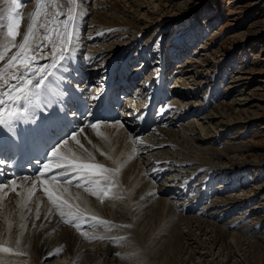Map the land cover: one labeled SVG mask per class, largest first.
I'll list each match as a JSON object with an SVG mask.
<instances>
[{
  "label": "rangeland",
  "instance_id": "rangeland-1",
  "mask_svg": "<svg viewBox=\"0 0 264 264\" xmlns=\"http://www.w3.org/2000/svg\"><path fill=\"white\" fill-rule=\"evenodd\" d=\"M3 1L0 0V7L2 6V10H5L3 9V6H5ZM62 1L55 0V3L61 2L59 4V13H61L59 21L63 23L70 17L71 21L68 23L67 28L64 26L58 28L59 30L57 29L59 38L57 40H60V46L62 43L71 45V40L76 39L78 27H74L72 21L77 23L82 12L86 14L81 16L84 21L79 23V26L83 25V27L87 21L92 23L90 26L100 25L98 18L101 17V14L100 20L109 23L111 22L109 20L112 17L111 14L121 16L116 14L120 9L116 10L117 7L112 3L114 0H73L68 5H64ZM121 1L124 0H119L120 3ZM106 2L111 4L112 7H106ZM143 2L145 5L142 11L139 8L135 9L134 13L149 12L150 14L142 20L151 22V26L147 30H140L143 36L141 47L146 46V42L149 40L154 46L157 42L162 43V51L168 57L166 64L170 67L163 76L167 79L165 86L170 92L166 104L171 105V107L168 109V106H164V108L168 109V116L171 119L174 116V119H177L174 124H168H176L171 129L161 126L156 130L169 132L170 130L178 131L184 128L182 130L186 134L180 136L179 133L172 132L169 134L166 132L167 134L163 140L151 136V138H145L143 142L151 140L160 146L156 147V151L159 150L161 154H154V158L160 159L161 156L163 159L161 161L165 164L168 163L170 169L174 170L172 171L168 167L163 169L172 172H170L171 176L168 180L162 182L173 188V191L163 197H157L153 193L155 192L153 185L158 187L159 185L152 178L153 173H149V179L146 177V172L153 170L144 169L141 159L122 167V155L129 144L122 139L120 141L116 136L114 138L109 137L110 140L107 143H110V146L108 145L107 148V144L104 143L101 152L107 150L117 152L115 165L100 173V177L103 180L106 179V182H102L98 190L88 191L86 194L79 190L73 193H65L70 197L76 195L74 200L69 199L66 202L69 205L76 203V209L80 207L78 213L74 216L78 219L76 228H73L72 223L69 225V222H66L67 227L73 230L74 235L68 230H65V232L72 235V240L76 236L86 250L95 252L99 248H107L106 261L108 264H169V260L174 257L173 254L176 251L174 240H172L173 235L180 236L183 233L181 237L184 236V238L180 239L181 243L178 249L180 248L185 256L187 252L188 254L194 253L196 258L200 255L199 257H202L203 260L199 259V261L205 264V261L210 259L205 253L215 240V236L209 233L214 226L220 230V233L235 235V237L247 241L254 242L256 240L261 245H252L255 251L251 255L248 252L244 254L246 251L240 253L232 251L233 253L230 254V258L228 257L227 264H264V245L261 244L264 241L262 240V238L264 239V0H150V5H148L147 0H143ZM17 3L20 5L19 8L10 9L14 18L21 16V14L17 16L12 13L14 9L24 12L26 7L32 4V1L21 0L20 2L17 0ZM125 4L119 5L122 10L125 9L124 11H126L124 18L130 16V19H127L130 21L133 19L131 16L134 15V9L127 2ZM7 12L5 10V13ZM103 13L106 17L103 16ZM64 14L66 17H64ZM45 15H48V13L45 12ZM75 15L77 16L76 20H74ZM136 18L138 17L136 16ZM0 19L8 20V15L3 13V15H0ZM19 27L17 24L15 32L18 33ZM113 29L102 27L100 33H106L104 40L111 39L109 42L114 41L117 43L119 39L115 36L119 33L115 34L116 32H114L115 36H110ZM96 30L82 28L81 38H86L85 35L90 31L93 32V35H96ZM59 33L61 34L59 35ZM66 33L70 34V42L69 35H66ZM138 39L141 40L140 37ZM87 40L83 39L82 43ZM127 41L122 40V45L127 47L130 44L131 47H127L125 51L131 50L132 52L135 47L134 42L133 40L131 42ZM181 42H183L185 50L186 47L189 49L181 52V49H183L180 47ZM97 44L100 43L97 42ZM91 45H95V43ZM105 47L107 49V45ZM117 47L115 46L113 49ZM179 50L181 51L179 52ZM153 64L150 68L151 71L158 68ZM185 79L187 81H184ZM175 83H178V87ZM183 84H186L187 89L192 90V93L189 99H186L187 101L181 103L179 102L180 99L186 97L187 94L183 90L180 93L177 91ZM240 90L246 96L251 97L250 103L253 102L252 104L255 106L252 107L253 105L250 104L240 111H229L230 117L228 120L231 121V124H229L228 129L224 128L225 132L221 133V136L216 134L218 137L215 135V137H212L211 134L209 137V139L212 137V141L219 143L215 145L208 143L209 151L196 148L197 145L193 144L196 143V140L193 139L197 136V132L200 133L199 125L202 123L200 119L202 116L208 115V107L222 102L227 104L235 95L241 92ZM174 105L176 110L173 107ZM198 105L205 108L201 109L203 113L200 115ZM173 108L175 113H173ZM178 112H181L180 115H186V119L180 117ZM171 119H168V122ZM189 125L195 128L196 134H188L187 128ZM83 134V136L82 134L80 136L81 140L86 135V133ZM87 136H89V133H87ZM185 136L186 139H182ZM181 141H186V144L180 143ZM96 146L98 147V145ZM94 149L96 148L92 144L84 148L87 154L93 152ZM119 151H121V155H119ZM207 162H211L210 165L216 167V173L206 174ZM238 166L240 167L237 168ZM222 169L225 170L222 172ZM163 170H161L160 178ZM230 170L231 172H229ZM161 188L159 187L160 190ZM183 188L185 189L183 190ZM101 192H103V199H100ZM160 200L166 204L169 203L167 206L170 211L166 208L164 217L162 215L159 221L153 223L154 225H149L146 223L150 219L149 214L144 215V212L145 210L155 209V205ZM0 202V209L5 210L3 206L5 200L0 198ZM182 202H197L199 208L195 212L197 214L192 212L189 216V213L181 210ZM168 213L171 214L169 218ZM153 214L151 213V216ZM5 215L8 217L5 222L10 221L7 211ZM18 215L23 217L25 214L18 213ZM192 216L196 218L195 220H203L200 221L202 222L200 224L203 225L202 228L205 229L202 230L203 234L198 233L200 230L196 225L188 232L190 221H186L185 218H193ZM81 218L86 222L81 223ZM164 219H168V224ZM85 223H87L88 228ZM24 229H26V226L20 224V235L16 234L14 239H11L25 238ZM38 229V232L46 231L45 228ZM62 229L58 232L61 233ZM174 232L175 234H173ZM9 234L7 233V235ZM34 234L36 233L34 232ZM221 237V239L227 241L223 238L224 236ZM220 245L218 240L216 244L214 242L213 253L218 252ZM5 246L3 247L10 248L7 245ZM183 254L181 256H184ZM98 257L99 259H96L97 263L102 264L105 258ZM219 258L224 259L222 256ZM219 258L217 261H220ZM69 259L68 256V261ZM183 259L180 261H183ZM85 262L83 259L80 261V258H76L74 264H85ZM196 262L198 261L196 260ZM64 263L61 259H57L51 264ZM180 264H190V262L186 260L185 263L180 262Z\"/></svg>",
  "mask_w": 264,
  "mask_h": 264
},
{
  "label": "bare ground",
  "instance_id": "bare-ground-1",
  "mask_svg": "<svg viewBox=\"0 0 264 264\" xmlns=\"http://www.w3.org/2000/svg\"><path fill=\"white\" fill-rule=\"evenodd\" d=\"M19 1L21 2V0H19ZM31 1H32V4L28 7H26L24 12H21L19 9L17 11V9H16V11L21 14V20L16 21V23H15V28L17 27V24L20 26L18 28V33L16 32V35L17 34L18 35L16 37L15 44H9V41H10L9 38H13V37H9L7 35L8 24L0 21V54L3 55V59L0 60V90L3 87H7V90L4 93H2V94L0 93V100L2 99L1 96H3L4 94H7V92L10 89H12L16 83H20V82L29 83V81H30L28 78H25V77L10 78L12 73L18 72V71H23L25 69L26 70H30V69L44 70L47 65L53 64L54 60L56 62V66L46 68L47 72L50 73L52 70H59V67H61V66H65V67L70 66V68H71L70 71L67 68H63V71H66L70 75H75V77H77L79 79L89 78L90 80H92L93 83H96L98 85V87H100V88H103L105 83L110 82V88H112L116 82H114L113 77L110 78V75L113 76V73L115 71H118L121 68L124 61H126V63H127V60H128L129 64L134 62L131 57H129L127 60H125L124 57H127L130 53L134 54V52L136 51V48L139 47L140 41H139L138 37H140L141 40H143V36L141 35L140 30L141 29H142V31L147 30L151 26V22H147V21L142 20V18H145L147 15L150 14L149 12H144V13L136 12V13H134V11H136L135 9L140 8L142 11V9L144 8V5H145L143 0H124V1H121V3L119 2V0H114V2L112 1V3H114L113 5H115V7H117V9L116 8L115 9L116 10L120 9V10H118V12L116 14H120L121 16H113L111 14L112 17H111V19L109 18V20H111V22L109 23V22H106L105 20L104 21L100 20V18L102 17V14H101V17L98 16V17H100V18H98L99 19L98 23L100 25H97V26L84 25L85 29H97V31H98L97 35H93V34L90 35L87 33L85 35L86 38H80L82 35L81 29L84 27H83V25L79 26V23L84 21V19L83 20L81 19V16L85 15L86 13L82 12V14H80V16L78 17L77 23H76V21H72L73 26L76 28L78 27L77 36H76V39H74V40L70 39L71 45L69 46V49H66L68 51L67 52L68 58L60 59L58 54L60 52H63L65 55V52H64V50H60V40H57V39H59L58 35H57V29L62 28L64 26L67 27L68 23L71 21V19H67L66 20L67 23H65V22L60 23V21L58 20V17L61 16V13L58 12V8H59L58 4L61 2L55 3V0H31ZM71 1H73V0H64L62 2L64 5H66V4L68 5V4H70ZM147 1H148V5H150L151 4L150 0H147ZM126 2H127V4L131 5L132 9H134L133 13L135 16L134 15L131 16L133 19L130 21L127 20L128 18L130 19V16H128V18H124L126 16V11H124L125 9L122 10L120 7L121 4H125ZM48 3H50V4L52 3V5H50V7L48 9V12L50 14L48 16H46V15L44 16L43 14H41L42 6H45ZM108 4L109 3H107V6H106L105 4L102 3V5H104L108 8H111L112 7L111 4H109V5ZM53 5H56L57 9H54ZM82 10H83V8H82ZM3 13L5 14V10H2V6H1L0 7V14H3ZM113 14H115V13H113ZM108 15H109V13H108ZM103 16H104V13H103ZM136 16L138 18H136ZM50 17H52V18H50ZM64 17H66V15ZM76 17L77 16L75 15L74 20H76ZM104 17H106V16H104ZM71 24H69V25L71 26ZM165 25L167 26V24H165ZM29 27H31V29H32L31 32L28 31ZM102 27L104 29L107 27L108 28H114L113 32H111V34H114V32H116L115 34L119 33V35H117V36L114 35L115 37H117L119 39V42H117V43L112 42L111 44H109V46H107V49H106V47L98 46L97 50H96L90 44L92 42H95V43L105 42L101 36L102 32L99 33V29L101 30ZM60 34L61 33H59V35ZM25 35H28V41H27L25 47L22 49L20 47V45L25 44V41H24ZM45 37H47V38H45ZM83 39L84 40L91 39V40L82 44ZM122 40L123 41L128 40L127 42H131L133 40V42H134L133 45L135 47L133 48L132 52H131V50L128 52H125V49L127 47H129L130 45L127 46L126 48H124L122 46V43H123ZM150 41L151 40H149L146 43L149 44V43H151ZM38 45L41 48L47 47L46 49L48 51L44 52L43 57H40L36 54V50H38ZM82 46H85V47L82 48ZM86 46H88V49H86ZM115 46H118V47L113 49ZM180 47L184 48V44L180 43ZM53 48H55V52L53 51ZM89 48H93V49H89ZM98 48H100V49L98 50ZM143 48H145V46ZM149 48H147V50H145V51H142L146 54L147 58H150L151 53L153 52V51L147 52ZM157 48H160V46L156 45V47L154 49H157ZM107 51H110L109 55L107 54ZM138 51H139V49H137L135 56L140 55L138 53ZM153 53H155L154 54L155 56H159L161 54L160 51L153 52ZM13 56L17 57V59L14 61L11 60V57H13ZM80 57L82 59H80ZM140 57H145V56H140ZM160 59L162 60V63L159 64L160 67H158L157 73L150 72L144 77L142 74V72H144V71L141 70L140 72H137V74H135L134 76L137 77L141 74L142 78H132L133 82H140L139 85H136L137 91L134 92V95L137 99H140L141 105L140 106H137V105L132 106V103H131L129 105V107H131L130 110H126L128 105H125V111L124 112L130 111L128 113V116H126L128 122L130 124L134 123V121H131L130 118L138 110L143 108V106L145 104L143 97L148 95V94H145V92H148L150 90H153V91L161 90L163 92L160 91L159 94L162 97H165L166 93L164 90L166 89V86L164 84V76L162 75V71H167L168 65L166 64L165 57H164V59H162V58H160ZM78 60L82 61V63H81L82 65L76 66V64H78ZM145 60H147V59H143V58L141 59L142 65H144ZM158 60L159 59L151 60L150 63L152 61H157L159 63L160 61H158ZM101 78H103V79H101ZM97 79H99V80L95 81ZM11 81H14V84L10 85ZM184 81H187V79H185ZM46 83H47L46 88L47 87L52 88L54 83H55V79L54 78H48L46 80ZM121 84L125 85L126 82H121ZM187 87L188 86L186 84H183V92L187 93ZM27 90H29L31 93L29 95L38 96V97H42L38 94L47 92V89L39 90L35 86H28ZM31 90H33V91H31ZM188 92H189V96H190V94L192 93V90H188ZM10 94L22 95V94L17 93V92H13ZM248 96L249 95L246 96L245 93H243V91H241L237 95H235V97L232 98V100L230 102H227V104L222 102V103H219L215 106L208 107V109H207L209 111L208 115H206V116L201 115L202 116L201 119L199 118L200 120H202V123L199 125L200 126V129H199L200 133L197 132V136L195 137V139H193V140H196V143H193V144L197 145L195 147L200 148L203 151H209V147L207 146L208 143L211 145L218 144L219 142L217 143L216 141L211 140L212 137H215L216 134H218V136H221V133L225 132L224 128L228 129L229 124H231V121L228 120V118L230 117L228 114L229 111H233V110L240 111L241 109H243V108H245V107H247L253 103V102L250 103L251 97H248ZM186 99L188 100L189 97H187V98L184 97V98L180 99L179 102H181V103L183 101L185 102V101H187ZM252 101H255V100H252ZM254 106L255 105H253L252 107H254ZM198 109H199L198 112L200 115L203 113L201 109H205V108L199 106ZM175 110H176V108H175ZM164 111H165L164 118H160L157 120L158 126L154 130H156L158 127H161V126L163 128L169 127L170 129L173 126H175V125H168V124H174V122L177 121V119H174L175 116L174 117L172 116L173 118L171 119V117L168 116V112H166V108H164ZM180 111H182V110H180ZM152 112H153V107L150 106L148 109V113H152ZM196 112H197V110H196ZM2 113H3V111H2ZM179 113L180 112H178V114ZM185 116L186 115H183V114L180 115V117H182V118L184 117L183 119H186ZM168 119H171V121L168 122L169 121ZM182 129H184V128H181L178 131H175L172 129L173 131L170 130L169 132L163 131V130H156L153 134H149L146 138H151V136H155L158 140H163V138L166 136L167 133L171 134L172 132L179 133V135L182 136L185 134ZM187 129H188V134H193V135L196 134V131H194L195 128L192 127L191 125H189ZM87 132H88V130H87ZM130 133H132V131H131V129H129L127 127V125L126 126H124V125L123 126H120V125L119 126L118 125L108 126L107 125V126H101L100 128H92L91 130H89L90 141L82 143V150L84 153L76 145V153L71 152V153H69V156L74 157V158L76 157V159L78 158L79 160H84V158H86V155H85L86 152H85L84 148L86 146L88 147V146H90V144H92L96 149H94L93 152H91L90 154H94V156L87 155V157L92 158L96 162V164L101 166L103 169H106V168L110 169V167L112 165H115V161L117 159L118 153L117 152L115 153L111 150L101 152L103 150L104 143L107 144V148H108V145L110 144V143H107V141L109 142V140H110L109 137L114 138V136H116V137H118V139H120V141H121V139L124 141H127L129 146L131 144H133L134 147H137L139 145H145V148L148 149L151 153L144 156L141 163L144 166V169L147 168V169L153 170L152 172L149 171L150 173H153L152 178L154 179L155 183L159 185V187H162L160 190L158 186L153 185V187H155V189H154L155 192H153V193L157 197H161V196L163 197L164 195H166L168 193L169 190H173V188H170L166 184H163L160 180L161 170L165 169L166 167H168L170 169V167H169L170 165L168 163L165 164V162H162L161 160H163V159L161 156H160V159L154 158V154L155 155L161 154L159 152V150L156 151L157 150L156 147H160V146H158L157 144H155V142H153L151 140L147 141V142H143L144 140L135 139L133 141ZM156 134H157V136H156ZM211 134H212V137H211V139H209ZM83 135L84 134H82V136ZM179 135H178V137H179ZM218 136H216V137H218ZM78 139L81 140L80 137H77V140ZM182 139H186V136L182 137ZM112 141H113V139H112ZM180 143L186 144V141H181ZM80 144L81 143H79V146H80ZM187 144H190V143H187ZM96 145H98V147ZM59 149L64 150V145L60 146ZM63 150L61 152H63ZM228 151H229V148H228ZM63 153L67 154V152H63ZM101 153L104 156H102ZM215 154H217V153H215ZM119 155H121V151H119ZM221 155H223V154H221ZM210 164H212V163L211 162L206 163L207 168H208L206 174H209L211 172L214 173L216 171V167L214 165L212 166ZM239 167L240 166H238L237 168H239ZM170 170H172V169H170ZM224 170L225 169H222L221 171L223 172ZM232 170H235V169H232ZM172 171H174V170H172ZM229 172H231V170ZM87 183H88V179H85L81 183H79L77 185V187H81ZM22 185H25V187H23V189L15 188V185H11V186L6 185L3 188H0V198H3L5 200V202L3 203L5 210L0 209V221H1L0 222V262L1 263H5V264H7V263H11V264H51L54 260H57V259L60 260L61 259L63 262H65L64 264H66V262H68V264H74V261H76V258H80V261L83 259L85 262V260H86L85 264L86 263L98 264L96 259H99L98 256H100L101 258L102 257L105 258L102 264H108L106 261V258H107L106 253L108 252L107 248H99V250L95 251V252H92L91 250L84 249L82 242H80L76 236H74V239L72 240V235L65 232V230H68L69 232H71L74 235L73 230L70 227H67V224H66L67 218H65V219L59 218L58 217V210L56 208H54L52 203H49V204L46 203L45 204V202L44 201L42 202V199L37 194H35L33 192V189H34L33 182L29 181L27 183V185L25 183H23ZM49 185H51L52 187H59V186L60 187H67V186L62 185V184H58V185L49 184ZM182 187H186V186H182ZM226 187H228V186H226ZM31 188H33V189H31ZM69 189H67V188L64 189V192L65 193H70V192L73 193V192L78 191V190H75L73 188H69ZM184 189L185 188H183V190ZM140 191H141V189H140ZM141 192H143V190ZM136 195H138V194H136ZM138 197H139V195H138ZM28 199H29V201L27 202ZM182 203L183 204L181 205V208H182L181 210L189 213L190 214L189 216H191L192 212L195 213L199 209L197 202L196 203L182 202ZM168 204H166L165 202L160 200L157 203V205H155L156 206L155 209L145 210L144 215L149 214V217H150V219L146 223L149 225H152L153 223L155 224V222L159 221L160 217H162V215L164 217V212H165L166 208L168 211H170L168 206H167ZM6 211L9 214V218H10L9 219L10 221H8V222H5V220H7V218H8L5 215ZM18 213H22L25 215H23V217H20L18 215ZM105 213H107V212H105ZM151 213H154L153 216H151ZM166 214H167V212H166ZM195 214H197V213H195ZM204 214H205V212H204ZM169 215H171V214L168 213V218H169ZM180 215H181V211H180ZM196 216H198V215H196ZM13 217H14V220H13ZM175 217H176V215H175ZM99 219H100V217H99ZM195 219L196 218H194V217L193 218H190V217L185 218L186 221H188V222L190 221L189 222L190 228H189V231L188 230L187 231L190 232L192 230V228L196 225L198 227V230H200V231L198 232L196 229L195 230L201 235L204 227L202 228L203 225L200 224V223H202L200 221H203V220H199V219L195 220ZM145 220H146V218H145ZM167 220H165V222ZM170 221H172V220L170 219ZM168 222L169 221H167V224H168ZM20 224H23L26 226V229L23 230V232H24L23 234L25 235V238H22L23 240L21 238H17L18 240H12L11 238L14 239V236H16V234L20 233ZM85 224H86V227L88 228L87 223H85ZM69 225H71L70 222H69ZM73 225H74L73 228L74 227L76 228V222L73 223ZM84 227H85V225H84ZM38 228H45L44 230H46V231L38 232L37 231ZM60 229H62L61 230V233L63 232L62 234L60 232H58ZM82 230H83V228H82ZM34 232L36 234H34ZM175 232L173 234H175ZM7 233H10V234L7 235ZM133 233H134V231H133ZM209 233L215 236V237L213 236L215 239L214 240L215 244H216V241L218 240V243L221 245L218 248V252L213 253L214 249H212V247H213L214 242L212 243V245L208 248V251L205 253L208 255L207 257L210 258L207 261H205V264H227V261H229L228 257L230 256L231 253H233L232 251H235L237 253L246 251L244 254H247V252H248L249 255H251L255 251V249L253 248L252 245L261 246L259 243H257L258 241H256V240L254 242L249 241V240L247 241V240L239 239V238L235 237V235L233 236V235H230L228 233L224 234L223 232L220 233V230L214 226L212 227V229H210ZM182 234L183 233H181L180 236L177 234L173 235L174 238H172V240H174V244L176 246V251L173 254L174 257H172L169 260V264H180V262L185 263L186 260H188V262H190V264H202L199 261V259L203 260L202 257H199L200 255L196 258L194 256V253L188 254V252H187L186 256H185L183 254V251L180 248L178 249V247L180 246V243H181L180 239L184 238V236H183V238L181 237ZM189 236H190V234H189ZM218 236H220V237H218ZM221 236H224L223 238L227 239V241L221 239L222 238ZM260 239H259V241H260ZM76 240H77V243H76ZM262 240H264V239L262 238ZM263 242H261V244L264 245ZM5 245L9 246L10 248H8V247L4 248L3 246H5ZM190 251H192V250H190ZM223 253H225V254H223ZM182 254L185 257L181 256ZM67 255L70 257L69 261H68ZM65 256H67V257H65ZM220 256H222V258H224V259L223 260L220 259L219 258ZM183 257H184V259H183ZM218 258L220 259V261H217ZM182 259H183V261H180ZM196 260L198 262H196ZM78 261H79V259H78Z\"/></svg>",
  "mask_w": 264,
  "mask_h": 264
},
{
  "label": "snow or ice",
  "instance_id": "snow-or-ice-1",
  "mask_svg": "<svg viewBox=\"0 0 264 264\" xmlns=\"http://www.w3.org/2000/svg\"><path fill=\"white\" fill-rule=\"evenodd\" d=\"M12 5H13L14 8H19V7H20L19 3H17V0H12ZM16 15L18 16L19 13H17ZM69 19H71V17H70ZM8 20H9V24H8V29H7V35H8L9 37H14V36L16 35V32H15V23H16V21H15V18L13 17V15L11 14V12H9V14H8ZM65 23H67V22L65 21ZM28 31H29V32L32 31L31 27H29ZM66 35H69V42H70V34H67V33H66ZM45 38H47V37H45ZM24 41H25V44H21V45H20V47H21L22 49L25 47V45H26V43H27V41H28V35H25V36H24ZM38 47H40V46H38ZM53 51L55 52V48H53ZM41 54H42V53H41ZM58 55H59V58H60V59H66V56L64 55L63 52H60ZM2 59H3V55L0 54V60H2ZM16 59H17L16 56L11 57V60H12V61H14V60H16ZM55 66H56V62H55V60H54V61H53V64H51V65H47V66L45 67V70H46V68H48V67H55ZM36 71H40V69H37ZM42 83H43V77H41V78L37 81V86H39V85L42 84ZM70 83H71V82H70ZM13 87H15V86H13ZM25 99H27V97H25ZM76 99H78V97H77ZM2 103H4V101H3V100H0V104H2ZM10 115H11V113H10ZM5 124H6V122H5V120L3 119V117H2V112H0V125H5ZM91 127H92V128H96L97 125H96V124H92ZM53 155H55V153H53ZM66 164H67V167H65ZM48 167H49L48 165H45V168H48ZM57 167H59V168H61V169H64V172L62 173V175H64V174H68L69 170H71L72 173H75V174H76V175L73 177V178L76 179V180H79V179H82V178H85V179H86V177H82L81 175H79L80 173H87V174H91V175H97V176H99L100 173H101L102 171H105V169H103V168H102L101 166H99V165H88V164H82V165H80V166H77V165L71 163L70 161H67V162H66V161H57ZM70 182H71V181H69V183H70ZM3 187H4V185H3V184H0V188H3ZM46 191H47V190H46ZM49 198L52 199V196H51L50 193H49ZM58 199H59V197H57L53 202L56 203V201H57ZM60 206H61V205H60L59 203H56V207H57V208H59Z\"/></svg>",
  "mask_w": 264,
  "mask_h": 264
}]
</instances>
